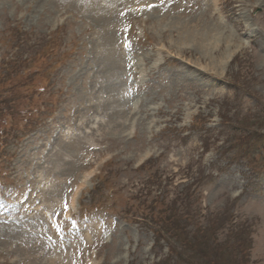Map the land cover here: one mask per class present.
<instances>
[{
    "label": "rangeland",
    "instance_id": "obj_1",
    "mask_svg": "<svg viewBox=\"0 0 264 264\" xmlns=\"http://www.w3.org/2000/svg\"><path fill=\"white\" fill-rule=\"evenodd\" d=\"M0 264H264V0H0Z\"/></svg>",
    "mask_w": 264,
    "mask_h": 264
},
{
    "label": "trees",
    "instance_id": "obj_2",
    "mask_svg": "<svg viewBox=\"0 0 264 264\" xmlns=\"http://www.w3.org/2000/svg\"><path fill=\"white\" fill-rule=\"evenodd\" d=\"M11 63H15L14 61L12 62L11 61ZM14 65H12V66H10L11 68L13 67ZM170 231L171 230H168V229H162V230H158V229H153V231H152V233L154 234V237H155V241L157 242V243H161V242H164L165 243V245H166V248H167V250H168V253L171 255L172 254V250H171V247H170V245L165 241V235H168V234H170ZM168 233V234H167ZM161 236H162V238H161ZM168 260V259H167ZM166 260V261H167Z\"/></svg>",
    "mask_w": 264,
    "mask_h": 264
},
{
    "label": "snow or ice",
    "instance_id": "obj_3",
    "mask_svg": "<svg viewBox=\"0 0 264 264\" xmlns=\"http://www.w3.org/2000/svg\"><path fill=\"white\" fill-rule=\"evenodd\" d=\"M150 7H151V6H150ZM64 208L67 209V203H65ZM54 215H55V213H54Z\"/></svg>",
    "mask_w": 264,
    "mask_h": 264
}]
</instances>
